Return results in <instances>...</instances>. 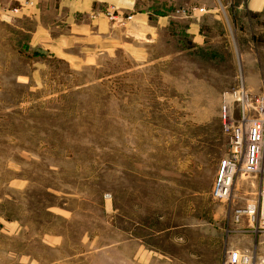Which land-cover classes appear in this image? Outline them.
I'll return each instance as SVG.
<instances>
[{
  "label": "rangeland",
  "instance_id": "1",
  "mask_svg": "<svg viewBox=\"0 0 264 264\" xmlns=\"http://www.w3.org/2000/svg\"><path fill=\"white\" fill-rule=\"evenodd\" d=\"M135 1L145 24L101 6L55 54L0 19V264H223L238 241L264 258L262 229L235 231L259 184L211 196L223 93L264 92V5Z\"/></svg>",
  "mask_w": 264,
  "mask_h": 264
},
{
  "label": "built area",
  "instance_id": "2",
  "mask_svg": "<svg viewBox=\"0 0 264 264\" xmlns=\"http://www.w3.org/2000/svg\"><path fill=\"white\" fill-rule=\"evenodd\" d=\"M105 16L110 21L117 19L111 11ZM220 119L228 137L229 152L218 163L211 196L218 201H227L240 172L259 176L262 187L257 198L244 209H237L235 219L239 221L245 215L252 228L256 226L264 231V92H251L240 79L235 88L223 93ZM226 254L223 264H264V259L255 257L248 250L231 249Z\"/></svg>",
  "mask_w": 264,
  "mask_h": 264
},
{
  "label": "crops",
  "instance_id": "3",
  "mask_svg": "<svg viewBox=\"0 0 264 264\" xmlns=\"http://www.w3.org/2000/svg\"><path fill=\"white\" fill-rule=\"evenodd\" d=\"M0 0V19L6 20H21V19H28L35 23L34 29L30 32L31 40L34 41V46L39 44L43 45L45 51L51 54H55L63 52L64 49L69 48L68 45L77 38L79 33H83L86 35V30L89 27H85L82 25L83 23L77 20L78 16H82L84 14L89 13L91 10L100 9L101 6H106L109 4L117 5L121 8L124 12L132 15L135 21L140 22L136 23L138 26L145 24L147 21L146 14L138 13L135 11L136 1L135 0ZM27 2V3H26ZM234 3V0H226L224 3L225 6L231 5ZM223 5V3H220ZM23 5L26 8H23ZM223 5V6H224ZM261 6L264 5V0H239L237 2V6ZM21 7V11L18 14L13 13L14 8ZM18 9H16V12ZM57 24H66L69 27L67 32L61 31L60 33H53V26ZM135 25V24H134ZM105 30L101 31L99 26H97V32L100 35L106 32ZM63 26H55V28H59ZM104 29V28H103ZM138 31V30H137ZM258 177V178H257ZM250 186L254 187L256 182L259 184V190L262 187V180L259 176H251L249 178ZM248 186L246 185L245 188ZM257 191V194L259 192ZM255 200V199H254ZM249 201V200H248ZM252 201V200H251ZM250 201V202H251ZM247 221V226L250 228V224L246 217H241L238 224L236 225V230L240 233H243V237L245 240H249L257 244V240L255 241V236L252 238L251 233L252 231L249 229H242L243 225ZM222 230V229H221ZM224 232V230H223ZM228 232V230H227ZM227 236V245L226 247H230V239ZM259 242V241H258ZM260 243V242H259ZM241 241H238V245L235 243L232 244V247H239L238 250H248L240 247ZM235 249V248H234ZM264 259V258H261Z\"/></svg>",
  "mask_w": 264,
  "mask_h": 264
}]
</instances>
